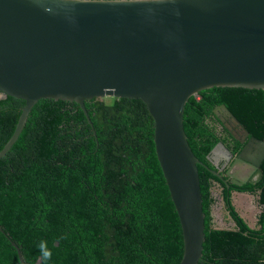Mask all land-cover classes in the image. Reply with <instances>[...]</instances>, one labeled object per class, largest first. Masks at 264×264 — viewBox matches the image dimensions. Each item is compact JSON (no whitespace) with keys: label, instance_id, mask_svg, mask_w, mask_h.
Masks as SVG:
<instances>
[{"label":"trees","instance_id":"obj_1","mask_svg":"<svg viewBox=\"0 0 264 264\" xmlns=\"http://www.w3.org/2000/svg\"><path fill=\"white\" fill-rule=\"evenodd\" d=\"M23 105L12 97L0 100V150ZM84 105L96 138L76 103L41 99L0 159V264L18 262L11 242L26 264H179L181 228L155 156L153 121L145 105L113 97ZM218 105L264 142V91L213 88L186 103L184 132L207 167L198 166L205 215L198 264H264V160L257 183L232 189L257 198L255 227L239 216L225 185L220 196L235 226H214L218 179L206 156L218 142L227 147L209 122ZM41 241L52 253L46 262Z\"/></svg>","mask_w":264,"mask_h":264},{"label":"water","instance_id":"obj_2","mask_svg":"<svg viewBox=\"0 0 264 264\" xmlns=\"http://www.w3.org/2000/svg\"><path fill=\"white\" fill-rule=\"evenodd\" d=\"M212 88L264 91V0H0V100L24 102L0 159L41 99L76 103L95 138L85 101L141 100L179 219V264H198L205 241L198 166H206L189 147L183 113L190 97ZM252 140L259 154L250 158L245 146L237 173L264 159V142ZM227 176L238 186L247 180L233 170ZM11 245L15 264H26Z\"/></svg>","mask_w":264,"mask_h":264},{"label":"flooded vegetation","instance_id":"obj_3","mask_svg":"<svg viewBox=\"0 0 264 264\" xmlns=\"http://www.w3.org/2000/svg\"><path fill=\"white\" fill-rule=\"evenodd\" d=\"M220 106L222 105H218L212 109V121L209 122L211 123L217 135L226 143L227 147L223 145V142H218L217 144H221L222 146L213 151L214 147L217 145L216 144L212 148L210 153L206 156V162L211 168L208 169L213 170L219 176L217 177L218 182L216 181L213 186L214 193L216 194L218 201H221V206L223 207L225 214L227 213V210L224 206L223 199L220 196L223 185H225L228 190L232 191L231 198H234L235 195H249L250 197H252V199H254L255 201L256 209L259 213L260 208L255 196L245 191L232 190L233 188H242L247 184H255L259 181H257V171H260V166L264 159L261 161L259 166L250 163V167L249 169H246V173L245 170L241 174L237 173L241 170L236 169L234 166L235 161L239 159V154L245 146L250 147V158H255L256 154H259V150L256 147L251 146V144L253 143L252 139L257 138L250 136L249 132L241 125V123L239 122V124H237L223 109L220 108ZM238 146H241V148L237 152L236 150ZM228 170H233L240 178H243L245 175L247 179L246 182L242 183L240 186L233 184L231 181L232 179L227 176ZM250 181H253V183H250ZM226 220L229 222V224H231V221L227 214Z\"/></svg>","mask_w":264,"mask_h":264},{"label":"rangeland","instance_id":"obj_4","mask_svg":"<svg viewBox=\"0 0 264 264\" xmlns=\"http://www.w3.org/2000/svg\"><path fill=\"white\" fill-rule=\"evenodd\" d=\"M233 203L237 209V212L241 213L246 222L250 226L255 227L258 211L256 209L254 199H252V197L249 195H235L233 198ZM221 204V201H218V203L213 207L214 226L215 228L226 229L229 228L231 224H229V222L226 220L227 213L225 214Z\"/></svg>","mask_w":264,"mask_h":264},{"label":"clouds","instance_id":"obj_5","mask_svg":"<svg viewBox=\"0 0 264 264\" xmlns=\"http://www.w3.org/2000/svg\"><path fill=\"white\" fill-rule=\"evenodd\" d=\"M40 253H41V259L43 261H48L51 259L52 253L51 251L47 248V244L45 241H41L40 244L38 245Z\"/></svg>","mask_w":264,"mask_h":264}]
</instances>
